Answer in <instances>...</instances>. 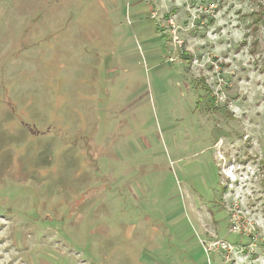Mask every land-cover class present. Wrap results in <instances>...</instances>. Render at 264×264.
<instances>
[{"label":"rangeland","instance_id":"374dc122","mask_svg":"<svg viewBox=\"0 0 264 264\" xmlns=\"http://www.w3.org/2000/svg\"><path fill=\"white\" fill-rule=\"evenodd\" d=\"M0 264H264V0H0Z\"/></svg>","mask_w":264,"mask_h":264}]
</instances>
